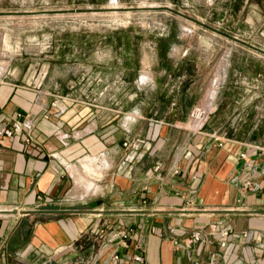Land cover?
<instances>
[{
	"label": "crops",
	"instance_id": "obj_1",
	"mask_svg": "<svg viewBox=\"0 0 264 264\" xmlns=\"http://www.w3.org/2000/svg\"><path fill=\"white\" fill-rule=\"evenodd\" d=\"M223 11L259 24L264 0ZM195 39L150 82L154 118L0 81V264H107L111 252L124 264H264V128L181 126L200 76Z\"/></svg>",
	"mask_w": 264,
	"mask_h": 264
},
{
	"label": "rangeland",
	"instance_id": "obj_2",
	"mask_svg": "<svg viewBox=\"0 0 264 264\" xmlns=\"http://www.w3.org/2000/svg\"><path fill=\"white\" fill-rule=\"evenodd\" d=\"M241 1L0 0V81L32 86L39 80L45 91L107 113L150 116L160 102L150 82L161 83L162 72L176 70L178 41L187 49L195 34L200 76L181 126L197 132L208 123L227 135L231 126L261 129L264 20L238 23L233 11L227 18V3ZM213 88L207 118L195 129L190 112L206 105ZM92 175L100 176L97 170Z\"/></svg>",
	"mask_w": 264,
	"mask_h": 264
},
{
	"label": "built area",
	"instance_id": "obj_3",
	"mask_svg": "<svg viewBox=\"0 0 264 264\" xmlns=\"http://www.w3.org/2000/svg\"><path fill=\"white\" fill-rule=\"evenodd\" d=\"M207 118V110L204 108V107H199V106H194L190 112V115H189V120H188V123L191 124H196V123H200V122H203L205 121V119ZM7 135L10 136L11 135V130H9L7 132ZM28 144L29 143H32L33 141L28 139L26 141ZM128 143H124V146L127 147ZM242 158H244V155H241ZM175 173H177V171H175ZM119 236L122 238V239H127L129 236H130V231H124V232H121L119 233ZM193 240H198V236H194L193 237ZM82 248V246L80 247V249ZM63 250H61L60 252H62ZM59 252V251H58ZM59 252V253H60ZM104 253H101L99 252V257L101 259V257L103 256ZM104 263H107V264H122L123 262L121 261L120 257L118 256L117 252H111L109 254V258H105L104 260ZM134 261H141V257L140 256H134ZM84 264H92L91 261L87 260L86 262L84 261ZM124 264V263H123Z\"/></svg>",
	"mask_w": 264,
	"mask_h": 264
},
{
	"label": "bare ground",
	"instance_id": "obj_4",
	"mask_svg": "<svg viewBox=\"0 0 264 264\" xmlns=\"http://www.w3.org/2000/svg\"><path fill=\"white\" fill-rule=\"evenodd\" d=\"M216 83H217V81H215L214 82V86H216ZM214 96H215V91H214V88L213 89H211V91H209V93H208V95H207V102H206V105L204 106V108L206 109V110H208L209 109V106L211 105V103H212V101H213V99H214ZM201 124V122L200 123H196V124H194V128H197V127H199V125ZM198 125V126H197ZM193 126V125H192ZM81 169H82V171L81 172H85L86 174H91L92 173V168L90 167V165L88 164V163H86V164H83L82 166H81ZM78 171V170H77ZM76 171V172H77ZM73 172H74V169H73ZM80 173V172H79ZM78 176V175H77ZM81 176V175H80ZM78 178V177H77ZM79 178H81V177H79ZM81 181H82V179H81ZM83 183V182H82ZM80 184V183H79ZM78 184V185H79ZM81 185V184H80ZM83 185V184H82Z\"/></svg>",
	"mask_w": 264,
	"mask_h": 264
}]
</instances>
